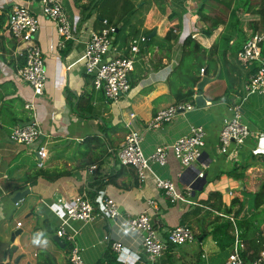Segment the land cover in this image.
<instances>
[{"label":"crops","instance_id":"0c3cea01","mask_svg":"<svg viewBox=\"0 0 264 264\" xmlns=\"http://www.w3.org/2000/svg\"><path fill=\"white\" fill-rule=\"evenodd\" d=\"M29 1L0 0V14L6 11L8 15L14 4ZM100 1L63 0L77 24V38L63 44L53 21L38 13L35 40L42 49L46 74L40 95H33L18 73L25 64L26 43L7 30V15L0 29V264H43L49 255L57 264L68 261L67 241L54 239L62 222L60 215L66 202L88 194L87 183L96 178L100 179L98 190L115 199L124 215H137L150 206V200L155 201L151 218L163 237L176 224H187L194 231L191 242L168 243L157 264H219L236 240L244 241L250 252L246 262H250L264 250V216L253 213L264 209V203L252 208L251 201L264 184V93L244 89L257 63L242 58L239 51L248 37L264 33V24L255 12L260 0H131L133 8L121 18V9L113 13L115 25L102 21L97 8L88 12L86 6ZM111 25L115 31L109 55L133 57L130 89L116 100L93 88L83 61L89 33ZM142 36L139 50L130 51V41ZM188 36L205 49L212 47L211 56L208 51L198 52L209 69L196 75L211 77L202 89L205 105L196 106L195 93L192 109L180 111L162 127L145 128L159 108L176 102L177 89H186L191 83L189 74L175 68ZM192 60L197 62L193 55ZM217 96L221 98L214 100ZM29 101L33 102L30 108L26 106ZM230 104L239 105L251 134L243 144L231 143L223 153L218 133ZM33 119L42 132L38 141L25 145L10 139L15 125ZM192 125L204 128L206 140L202 157L193 165L182 167L169 151L166 163H151L145 181L139 183L134 167L121 164L116 155L130 128L143 132L141 145L147 155L157 145L172 143L188 133ZM39 145L46 149L43 166L36 164ZM200 170L204 177L196 180L192 195L187 196L185 186ZM51 176L55 178L49 179ZM157 177L175 181L186 200L171 201L155 186ZM25 190L23 197L13 199ZM9 203L20 205L18 217L12 212L8 218ZM218 205L220 208L215 207ZM225 223L230 227L224 230ZM66 226L85 264L99 262L114 240L139 255L128 264H146L137 234H123L112 219L74 220L71 227ZM61 254L64 261H59Z\"/></svg>","mask_w":264,"mask_h":264},{"label":"built area","instance_id":"2783aa9c","mask_svg":"<svg viewBox=\"0 0 264 264\" xmlns=\"http://www.w3.org/2000/svg\"><path fill=\"white\" fill-rule=\"evenodd\" d=\"M34 6L38 10H35ZM2 10V6H0V12ZM38 13L53 21L61 36L62 44L66 40L77 38V24L66 12L63 0H31L28 3L14 4L11 7L6 20L7 30L21 42L26 43L24 47L25 64L18 70V73L30 85L33 95L42 94L46 83L42 49L35 40V34L39 28ZM114 31L115 27L112 25L91 31L83 52L85 72L91 75L93 88L102 91L108 99L112 100H116L130 89V71L133 68L132 56L109 55ZM142 40H144L143 36L139 39H132L129 43L130 51L137 52ZM239 56L257 63L255 71L244 84V89L249 93H264V33L248 37L239 51ZM200 71H203V68ZM32 105V101L26 103L28 108ZM193 107L194 103L184 101L159 108L148 120L145 128L162 127L165 122L171 120L180 111L190 110ZM41 133L37 120L33 119L30 122L15 125L10 132V139L25 145H32L39 140ZM250 134V127L243 120V113L239 105L230 104L229 115L223 118L218 133L219 150L223 153L228 152L231 143L241 145ZM142 139V131L130 128L116 153L121 164L134 167L139 183L145 181L146 172L151 169V163H166L169 151L174 154L181 166L185 167L193 165L202 157L206 145L205 130L200 125H192L188 133L178 136L172 143L157 145L147 155L142 150ZM45 157L46 149L43 145H39L37 166L44 165ZM198 177H204L202 170L185 186L187 196H191V185ZM155 186L162 190L171 201L186 200V195L179 192L180 189L171 179L157 177ZM154 203L155 201L150 200V206L137 215H124L118 209L115 199L101 190H98L94 199L89 198L86 193H81L64 204V213L60 215L62 222L56 233L59 237H68L66 225L71 227L74 220L86 223L98 217L109 218L114 221L123 234L136 233L141 251L145 254L146 264H157L158 257L164 252L168 243L191 242L195 239V233L187 224H176L169 228L166 237H163L156 229L157 221L154 222L151 218L154 213L152 210ZM16 224L20 225L21 223L17 222ZM72 241L74 243V240ZM244 247V241L236 240V246L219 264H264V250L260 251L250 262H246L241 255ZM111 248L117 253L118 259L124 261V264H128L130 259L134 261L139 257L118 240L111 241ZM68 260L71 264H85L77 245L71 246Z\"/></svg>","mask_w":264,"mask_h":264},{"label":"trees","instance_id":"16d2710c","mask_svg":"<svg viewBox=\"0 0 264 264\" xmlns=\"http://www.w3.org/2000/svg\"><path fill=\"white\" fill-rule=\"evenodd\" d=\"M118 2H120V3H118ZM201 3H203V0H201ZM86 8H88L89 13H90L91 9L97 8L98 13L103 18L102 21L104 20V22L107 25H109L111 23H114V25H115L113 13L116 12L117 9H121V13L119 15V18H121L125 13H127L130 9L133 8V3L131 0H101L100 2H96L93 5L86 6ZM88 12L84 15V18H86L89 15ZM255 12L258 13V15L260 16V18L262 20V24H264V0H260V3L258 4V8L256 9ZM6 15H7L6 11H5V13L0 14V29L3 27V24L6 20ZM170 31L172 32V30H170ZM170 31L166 33L165 38L170 39V36H171ZM12 45H14V44H12ZM182 46H183L182 56H181V59L175 68L179 72H181L183 75L189 74L191 76L192 80H191V83L189 84L188 88H186V89L179 88L174 92V97L176 99V103L177 102H184V101H193V95L196 92L194 87L196 86V83L200 79V76L199 75L197 76L196 72L199 73L200 68H202V67L206 68V70L208 68L207 66H205L203 64V62H204L203 55H201V53H198V52L203 51L204 53H206L208 51V53H206V54H208V56H211L210 51H212V47H210L209 49H205L197 41H195L191 36H188L184 39ZM192 55H193V58L197 60V62L192 60ZM21 64H22V60H21L20 65ZM216 98L217 99H214V100H218L221 97L217 96ZM112 152L114 153L115 150L113 149ZM54 178H55V176L49 177V179H51V180ZM99 180L100 179L96 178L93 182L89 181L87 183V185H88L87 191H88V195L91 199H94V196L96 195L97 190L100 188V185L98 184ZM235 198L236 197H234L232 199V202L235 200ZM213 199H215V194H213ZM251 201H252V205H253L252 208H254V207L256 208L259 205L264 203V184L260 187V189L258 191H256L251 196ZM215 207L220 208L219 205L215 206ZM227 211L228 212L231 211V206L227 209ZM235 214H236V212H234V215ZM229 227H230V224L225 223L224 230L228 229ZM213 235H216V234H214V232H213ZM260 248H261V244H260ZM249 249H251V251H252L253 248L249 246ZM253 252L256 253L254 249H253ZM241 255L245 261H248L250 258V252H248V249L246 251V248H244L242 250ZM43 264H57V262L53 260V257L51 255H49L48 259ZM63 264H71V263L69 261H65ZM94 264H120V262L117 260L116 255L110 249V246H108L106 248L105 252L103 253V256L101 257L100 261L96 262Z\"/></svg>","mask_w":264,"mask_h":264},{"label":"water","instance_id":"95a60500","mask_svg":"<svg viewBox=\"0 0 264 264\" xmlns=\"http://www.w3.org/2000/svg\"><path fill=\"white\" fill-rule=\"evenodd\" d=\"M210 78H211V77H210ZM210 78H209L208 75H203V76L201 77V79L197 82V84H196L197 93L195 94V104H196V106H202V105H205V98H204V96H203V94H202V89H203L204 85L206 84V82H207L208 80H210ZM26 192H28V190L21 191V192H17V193L15 194V196H14L13 199H14V200H17V199L23 197L24 194H25ZM15 232L18 233L19 230L15 231ZM54 239H55V241H57V242L60 241L59 238L56 237V236H54Z\"/></svg>","mask_w":264,"mask_h":264},{"label":"rangeland","instance_id":"374dc122","mask_svg":"<svg viewBox=\"0 0 264 264\" xmlns=\"http://www.w3.org/2000/svg\"><path fill=\"white\" fill-rule=\"evenodd\" d=\"M45 60V59H44ZM12 130V129H11ZM11 130H10V132H11ZM8 212H9V215H8V218L10 219V214L12 213V212H15V215H16V217H18L19 216V212H20V205L18 206V205H14V204H8V207H7V209H6ZM254 213V215L255 216H257V215H260V216H264V209H260V211H254L253 212ZM249 218V217H248ZM66 256H67V254L65 253V258H66ZM59 261H64V257H63V255L61 254V255H59Z\"/></svg>","mask_w":264,"mask_h":264},{"label":"clouds","instance_id":"9594fccd","mask_svg":"<svg viewBox=\"0 0 264 264\" xmlns=\"http://www.w3.org/2000/svg\"><path fill=\"white\" fill-rule=\"evenodd\" d=\"M204 69V68H203ZM201 70V69H200ZM195 90H196V92L195 93H197V89H196V87H195ZM199 178H203V177H198L197 179H199ZM196 179V180H197ZM196 182V181H195ZM194 182V183H195ZM192 184L191 186L193 187L195 184ZM191 190H192V188H191ZM84 191V190H83ZM98 191V190H97ZM193 192V191H192ZM98 193V192H97ZM96 193V194H97ZM87 194V193H86ZM88 195V194H87ZM192 195V194H191ZM89 196V195H88ZM96 196V195H95ZM94 196V197H95ZM90 198V197H89ZM116 201V200H115ZM57 234V233H56ZM67 235H69L68 237H64L63 239H65L67 242V245H68V250H67V256H68V252H69V250H70V248H71V246L75 243V240H74V243H73V235L72 234H67ZM71 236V237H70ZM58 238H61L62 239V237H59V236H57ZM64 241V240H63ZM68 241H69V243H68ZM110 248H111V242H110ZM112 249V248H111ZM68 258V257H67ZM116 258H117V255H116ZM118 260V259H117ZM69 261V260H68ZM119 261V260H118ZM121 264H124L123 262H121V261H119Z\"/></svg>","mask_w":264,"mask_h":264}]
</instances>
